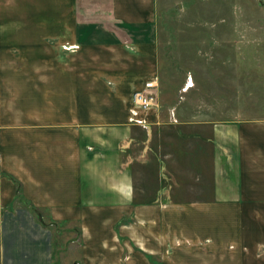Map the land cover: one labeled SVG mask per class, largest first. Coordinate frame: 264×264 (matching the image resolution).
<instances>
[{
    "label": "crops",
    "instance_id": "0c3cea01",
    "mask_svg": "<svg viewBox=\"0 0 264 264\" xmlns=\"http://www.w3.org/2000/svg\"><path fill=\"white\" fill-rule=\"evenodd\" d=\"M155 20L156 0H0V264L54 263L25 203L85 264H264V118L133 115Z\"/></svg>",
    "mask_w": 264,
    "mask_h": 264
},
{
    "label": "rangeland",
    "instance_id": "374dc122",
    "mask_svg": "<svg viewBox=\"0 0 264 264\" xmlns=\"http://www.w3.org/2000/svg\"><path fill=\"white\" fill-rule=\"evenodd\" d=\"M155 23L160 127L264 118V0H156ZM25 205L52 226L53 264H85L75 231Z\"/></svg>",
    "mask_w": 264,
    "mask_h": 264
},
{
    "label": "built area",
    "instance_id": "2783aa9c",
    "mask_svg": "<svg viewBox=\"0 0 264 264\" xmlns=\"http://www.w3.org/2000/svg\"><path fill=\"white\" fill-rule=\"evenodd\" d=\"M156 87L157 83L155 81H150L145 83L144 87L140 91L133 93L131 99V112L133 115L138 114V112H146L151 109H157L159 97ZM136 122L140 123L138 121Z\"/></svg>",
    "mask_w": 264,
    "mask_h": 264
},
{
    "label": "water",
    "instance_id": "95a60500",
    "mask_svg": "<svg viewBox=\"0 0 264 264\" xmlns=\"http://www.w3.org/2000/svg\"><path fill=\"white\" fill-rule=\"evenodd\" d=\"M178 6H180V5H178Z\"/></svg>",
    "mask_w": 264,
    "mask_h": 264
}]
</instances>
